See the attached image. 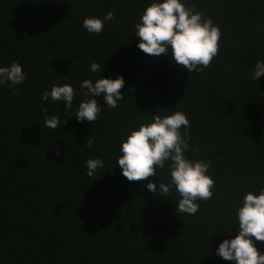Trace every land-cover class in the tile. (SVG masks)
<instances>
[{"label": "trees", "instance_id": "16d2710c", "mask_svg": "<svg viewBox=\"0 0 264 264\" xmlns=\"http://www.w3.org/2000/svg\"><path fill=\"white\" fill-rule=\"evenodd\" d=\"M152 2L0 0V67L16 61L26 76L0 85V264H235L216 249L237 234L243 196L264 188V75L252 79L264 61V0H187L221 31L211 64L189 73L137 47L135 25ZM109 11L115 20L102 33L83 28L85 17ZM118 76V107L101 93L98 119L77 121L79 104L92 98L82 81ZM64 84L76 92L71 109L41 100ZM157 109L185 113L186 158L212 161L213 195L195 215L176 212L174 188L159 192L171 182L167 167L149 178L153 194L148 180L130 182L116 164L121 142ZM51 116L61 121L54 132L44 125ZM93 158L104 167L92 180L85 162ZM256 247L264 253V242Z\"/></svg>", "mask_w": 264, "mask_h": 264}, {"label": "clouds", "instance_id": "9594fccd", "mask_svg": "<svg viewBox=\"0 0 264 264\" xmlns=\"http://www.w3.org/2000/svg\"><path fill=\"white\" fill-rule=\"evenodd\" d=\"M115 14L109 11L103 18L85 17L82 23L89 33L100 34L106 21H114ZM137 47L145 54L159 58L168 55L170 62L185 69L187 73L202 71L208 67L219 51L221 38L220 28L210 18L196 10L195 5H187V0H154L148 5L135 25ZM92 73H99L102 65L97 62L90 64ZM264 75V61L257 60L252 71V79L258 80ZM26 76L22 66L13 61L11 65L0 67V85L23 84ZM124 80L97 78L94 82L85 79L80 87L86 89V97L75 113L77 121L95 122L100 113V103L95 97L104 94V101L109 109L117 108L118 101L123 100L121 89ZM20 89L14 88V94ZM76 92L70 84L53 86L50 91H44L42 101L49 98L53 102L63 101L66 109H71ZM152 115L149 123L139 125L132 130L125 141L120 144L117 165L122 175L130 182L148 180L147 189L156 194L157 183L149 178L157 177V169L166 167L171 182L160 183L159 192L167 196L173 188L180 197L176 212L195 215L199 211L200 200H209L213 195L215 181L208 175L212 161L189 160L185 151L189 148L191 125L186 114L181 111L169 115ZM47 112L45 108L43 110ZM65 122V121H64ZM63 122V123H64ZM44 125L53 132L61 121L57 116L44 120ZM183 129V132L181 131ZM92 137L87 139L85 146L91 147ZM59 154V150L56 153ZM87 175L97 179L96 172L104 167L99 158L88 159L86 162ZM236 217L239 230L234 238L224 239L216 249V254L225 261L235 264H264V253L257 250L256 242H264V188L258 194L248 192L243 196L242 206L237 209Z\"/></svg>", "mask_w": 264, "mask_h": 264}]
</instances>
